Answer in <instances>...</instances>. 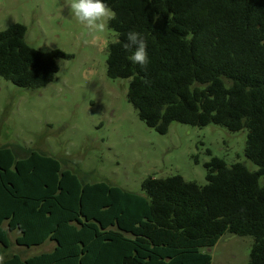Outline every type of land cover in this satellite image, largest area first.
I'll return each instance as SVG.
<instances>
[{
    "label": "trees",
    "instance_id": "trees-1",
    "mask_svg": "<svg viewBox=\"0 0 264 264\" xmlns=\"http://www.w3.org/2000/svg\"><path fill=\"white\" fill-rule=\"evenodd\" d=\"M116 40L107 77L129 80L127 99L160 135L174 123L247 130L245 157L258 167L212 158L207 184L180 176L149 177L144 196L106 182L81 180L35 150L0 148V246L3 264H212L226 234L252 237L248 264H264V0H105ZM129 30L147 41L149 64L122 48ZM27 28L0 32V77L38 90L52 83L56 49L26 42ZM48 242L32 257L9 254Z\"/></svg>",
    "mask_w": 264,
    "mask_h": 264
},
{
    "label": "rangeland",
    "instance_id": "rangeland-1",
    "mask_svg": "<svg viewBox=\"0 0 264 264\" xmlns=\"http://www.w3.org/2000/svg\"><path fill=\"white\" fill-rule=\"evenodd\" d=\"M70 3L0 0V32L21 24L30 47L69 56L58 61L54 81L38 90L0 77V148L11 147L21 157L24 150H35L56 158L81 180L106 182L141 196L149 177L180 176L205 186V164L212 158L258 171L245 157L247 130L174 123L167 135H160L148 128L127 99L130 81L107 77L108 47L116 40L110 21L103 33L89 34ZM16 234L9 254L28 257L52 248L18 247ZM253 245L252 237L226 234L210 251L212 264H248Z\"/></svg>",
    "mask_w": 264,
    "mask_h": 264
},
{
    "label": "clouds",
    "instance_id": "clouds-1",
    "mask_svg": "<svg viewBox=\"0 0 264 264\" xmlns=\"http://www.w3.org/2000/svg\"><path fill=\"white\" fill-rule=\"evenodd\" d=\"M69 7L76 21L82 24L89 34L103 33L108 21L115 18V13L105 0H71ZM125 36L122 48L130 53L127 59L145 70L150 62L145 36L135 30H129ZM4 259V255L0 254V264H3Z\"/></svg>",
    "mask_w": 264,
    "mask_h": 264
},
{
    "label": "crops",
    "instance_id": "crops-1",
    "mask_svg": "<svg viewBox=\"0 0 264 264\" xmlns=\"http://www.w3.org/2000/svg\"><path fill=\"white\" fill-rule=\"evenodd\" d=\"M14 234H16V232H15V233H12L11 236L14 235ZM18 236H19V234L17 233L14 239L16 240V238H17ZM11 239H12V238H11ZM15 240H14V241H15ZM52 244H53V243L48 242V243L45 244V245H49V246H50V245H52ZM45 245H44V246H45ZM53 249H54V244L52 245L51 250H48V251H42V253L50 252V251H52ZM27 250H28V249H27ZM27 250H26V252H27ZM42 253H41V254H42ZM36 255H37V254H35L34 256H36ZM38 255H39V254H38ZM28 257H32V256H28Z\"/></svg>",
    "mask_w": 264,
    "mask_h": 264
}]
</instances>
